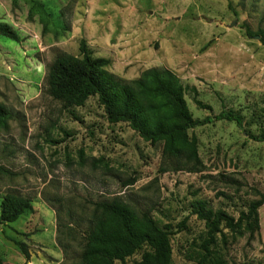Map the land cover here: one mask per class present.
Returning a JSON list of instances; mask_svg holds the SVG:
<instances>
[{
	"label": "rangeland",
	"instance_id": "1",
	"mask_svg": "<svg viewBox=\"0 0 264 264\" xmlns=\"http://www.w3.org/2000/svg\"><path fill=\"white\" fill-rule=\"evenodd\" d=\"M32 1L0 0V22L20 38L0 37V104L12 114L0 126V166L8 171L0 173V201L17 191L33 209L0 225V264H78L90 202L115 196L172 224L171 264H195L190 245L204 226L191 203L235 218L255 191L264 194V141L251 137L264 129V46L256 34L264 30V0H36L54 17L63 11L56 26L67 30L58 36L44 35L37 15L27 18ZM80 39L122 81L151 67L179 77L192 116L213 119L187 132L199 172L158 173L161 143L142 141L125 123L108 124L95 96L70 108L47 96V66L58 51L77 55ZM222 109L240 114L243 126L214 119ZM257 215L259 238L248 241L245 232L228 240L231 264H264V204ZM181 221L186 228L178 232ZM9 239L27 245L28 261Z\"/></svg>",
	"mask_w": 264,
	"mask_h": 264
},
{
	"label": "trees",
	"instance_id": "2",
	"mask_svg": "<svg viewBox=\"0 0 264 264\" xmlns=\"http://www.w3.org/2000/svg\"><path fill=\"white\" fill-rule=\"evenodd\" d=\"M35 15L44 35L53 31L58 36L67 30L66 24L56 26L55 19L60 22L63 21L61 18L64 19L63 11L54 17L44 3L33 0L27 18L32 20ZM246 34H252L248 28ZM256 34L264 46V30L259 29ZM0 37L11 41L20 39L18 32L3 22H0ZM109 63L108 59L93 55L85 40L80 39L77 55L64 51L55 54L46 68L44 92L59 101L63 108L81 107L88 97L95 96L108 124L125 123L142 141L151 145L161 143L158 173L176 170L199 172L202 167L195 138L188 137L187 132L213 119L206 116L199 120L192 116L186 106L185 87L179 77L170 69L151 67L126 82L106 70ZM192 102L196 107H206L194 98ZM11 116V111L0 104V126H5ZM213 118L234 123L237 128L243 126L242 116L233 110L222 109ZM251 137L256 142L264 141V129ZM0 173L8 171L0 166ZM132 181L133 178L128 182ZM255 194L257 198L246 203L235 218L222 210L207 207L204 201L191 203L190 213L204 226L203 234L190 245L191 261L195 264H231L225 258L228 240L233 242L245 232L248 241L259 238L257 209L264 204V194L258 191ZM90 205L89 224L81 238L78 264H171L169 241L173 234L172 224L157 223L149 210L135 209L120 196L97 199ZM32 211L29 198L17 191L8 192L0 201V225L13 224L21 215ZM185 228L184 221L176 225L178 232ZM68 230L67 233L71 234ZM9 241L19 248L26 261L30 259L23 241ZM136 252L140 254L139 259L128 263L126 260Z\"/></svg>",
	"mask_w": 264,
	"mask_h": 264
},
{
	"label": "water",
	"instance_id": "3",
	"mask_svg": "<svg viewBox=\"0 0 264 264\" xmlns=\"http://www.w3.org/2000/svg\"><path fill=\"white\" fill-rule=\"evenodd\" d=\"M234 25V23L233 22H231L230 24H229V27H231V26H233Z\"/></svg>",
	"mask_w": 264,
	"mask_h": 264
}]
</instances>
